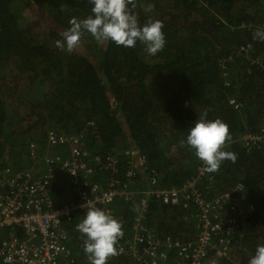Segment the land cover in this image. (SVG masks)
Masks as SVG:
<instances>
[{
    "label": "trees",
    "instance_id": "trees-1",
    "mask_svg": "<svg viewBox=\"0 0 264 264\" xmlns=\"http://www.w3.org/2000/svg\"><path fill=\"white\" fill-rule=\"evenodd\" d=\"M30 4L41 7L64 32L71 19L91 15L92 7L89 0H0V168L12 157L15 169H22L29 144L48 149L45 134L53 128L80 135L93 154L124 151L132 143L148 172L159 173L160 185L181 187L201 165L181 141L207 110L208 119L227 124L231 140L222 150L236 159L206 171L203 182L213 175L219 192L237 181L244 184L245 199L255 210L243 218L239 231L244 234L236 246H244L248 255L236 253L227 264H247L257 245L264 244V144L247 149L240 139L264 124V42L253 39L264 28V0H138L134 13L141 24L149 19L163 23L166 44L155 56L140 42L126 48L86 32L80 39L84 53L69 52L57 46L62 33L46 25ZM20 110L26 111L22 120L17 119ZM48 151L66 156L70 147L63 143ZM91 165L95 179L105 182L107 171L96 161ZM67 184L61 177L52 194L60 198ZM117 205L122 231L130 239V203L121 200ZM189 214L191 210L153 199L145 223L186 240L185 229L192 231L193 221L182 218ZM73 223L68 225L73 264H84L83 236ZM127 258L129 252L117 253L107 264H128Z\"/></svg>",
    "mask_w": 264,
    "mask_h": 264
},
{
    "label": "built area",
    "instance_id": "built-area-1",
    "mask_svg": "<svg viewBox=\"0 0 264 264\" xmlns=\"http://www.w3.org/2000/svg\"><path fill=\"white\" fill-rule=\"evenodd\" d=\"M230 103L238 108L234 99ZM80 139V135L48 129L47 148L66 143L68 155L42 153L43 163L36 169L0 168V264H73L68 225L81 221L94 207L119 220L117 203L121 200L130 203L134 222L132 237L123 232L115 247L119 254L129 252L136 264H227L235 261V253L246 250L236 246L244 234L239 226L255 208L246 201L241 181L219 192L212 184L213 175L203 182L207 170L201 161L195 177L183 186H162L159 173L148 172L145 158L136 148L93 154ZM240 139L247 149L264 144V124L259 132L245 131ZM29 148V157L38 154L36 143L31 142ZM92 161L107 171L105 182L93 176ZM141 171L145 183L140 181ZM61 177L68 184L58 198L52 191ZM153 199L192 211L193 229L188 239H175L147 226ZM229 247L234 256H228Z\"/></svg>",
    "mask_w": 264,
    "mask_h": 264
},
{
    "label": "clouds",
    "instance_id": "clouds-1",
    "mask_svg": "<svg viewBox=\"0 0 264 264\" xmlns=\"http://www.w3.org/2000/svg\"><path fill=\"white\" fill-rule=\"evenodd\" d=\"M91 15L83 20L73 18L70 27L62 34L57 46L71 52L80 42L83 33H89L97 41H109L117 46L135 47L137 42L145 45L148 55L155 56L166 44L163 23L149 19L141 24L134 9L138 0H89ZM147 11L151 10L149 6ZM253 39L264 42V28L253 33ZM231 140L226 123L220 119H208L207 110L201 112L188 129L186 140L181 141L193 150L207 171H217L223 161H235L234 153L222 150ZM83 236V251L90 264H107L110 257L117 255L115 247L123 236L122 223L100 208H90L76 224ZM248 264H264V244H258Z\"/></svg>",
    "mask_w": 264,
    "mask_h": 264
},
{
    "label": "rangeland",
    "instance_id": "rangeland-1",
    "mask_svg": "<svg viewBox=\"0 0 264 264\" xmlns=\"http://www.w3.org/2000/svg\"><path fill=\"white\" fill-rule=\"evenodd\" d=\"M28 8L30 9V10H32V11H34L36 14H37V16L38 17H40L41 19H42V21H44V23L46 24V25H50V26H52V27H57L54 23H53V21H52V19L49 17V15L41 8V7H39L38 5H36V4H30V5H28ZM26 11H28L27 9H26ZM26 21V20H25ZM57 30H59L62 34L64 33V31L60 28V27H57ZM75 50H77V51H80V52H83L84 53V47H83V44L81 43V42H79V44L74 48ZM92 59V58H91ZM92 61H93V63H94V59H92ZM9 78V80L11 79V77L9 76L8 77ZM26 81V79H23V81ZM10 84L12 85V83L10 82ZM24 110H20V114L18 115V117H17V119L18 120H22V114L23 115H25L26 114V111L25 112H23ZM121 120L123 121L124 119L123 118H121ZM21 123H25V121L23 120ZM123 128H124V131H125V133H127V126H126V124L125 123H123ZM129 140V138L127 137V139H126V142L128 143V142H130V141H128ZM127 149H129L131 152H132V150H135L134 148H133V144L132 143H130L129 145H128V147H127ZM126 149V150H127ZM49 151H48V149H43V150H41L40 148H39V146H38V148L35 150V153H38L36 156H33V157H29V160L27 161V163L25 164V166H23V168H29V167H34V169H36V168H39L41 165H42V153H48ZM9 156L10 155H8V153L6 154V157H8L9 158ZM7 165H9V166H11L12 168H15L14 166H13V163H12V157H11V161L10 162H8L7 163ZM119 209H120V207H118ZM188 217H189V215H187ZM185 216H184V218H182V219H184L185 220ZM190 221H193V220H191V218L189 219ZM80 222V220L78 219V220H75L74 221V223H73V229L74 230H76V224L77 223H79ZM181 223L186 227V223H184V221L183 220H181ZM185 227H184V229H185ZM71 228V227H70ZM193 229V228H192ZM77 231V230H76ZM185 231H187L188 233H185L187 236H191V234H192V231H191V229H190V226L188 227V229L186 230L185 229ZM241 252V254L243 255H248L247 254V252L248 251H246V250H241V251H239L238 253H240ZM227 254H228V256L229 257H231V256H234V249H232V248H228V250H227ZM236 254V253H235ZM129 256H130V259L129 258H127L128 259V264H136V262L133 260V257H132V255L129 253ZM129 260H130V263H129ZM83 263L84 264H89L90 263V261H89V259H88V257L87 256H85L84 257V260H83Z\"/></svg>",
    "mask_w": 264,
    "mask_h": 264
},
{
    "label": "crops",
    "instance_id": "crops-1",
    "mask_svg": "<svg viewBox=\"0 0 264 264\" xmlns=\"http://www.w3.org/2000/svg\"><path fill=\"white\" fill-rule=\"evenodd\" d=\"M140 181L141 182H146V177H144V175H143V173H142V171H141V177H140ZM142 184V183H141ZM144 186V185H143ZM145 187V186H144ZM190 219V217H188L187 215H186V218H185V220H189Z\"/></svg>",
    "mask_w": 264,
    "mask_h": 264
}]
</instances>
